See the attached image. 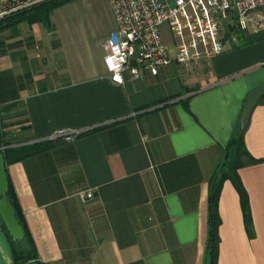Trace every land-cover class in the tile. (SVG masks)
<instances>
[{
	"label": "crops",
	"instance_id": "0c3cea01",
	"mask_svg": "<svg viewBox=\"0 0 264 264\" xmlns=\"http://www.w3.org/2000/svg\"><path fill=\"white\" fill-rule=\"evenodd\" d=\"M76 1L54 9L48 24L21 21L0 31V152L63 128H97L5 161L38 259L208 264V183L248 93L264 82V29L209 59L175 61L142 79L126 74L118 84L102 58L116 27L109 1L100 0L96 23L60 8ZM257 13L264 20V5ZM244 144L260 159L237 170L251 224L225 179L217 264H264V103L248 117ZM11 263L0 217V264Z\"/></svg>",
	"mask_w": 264,
	"mask_h": 264
},
{
	"label": "built area",
	"instance_id": "2783aa9c",
	"mask_svg": "<svg viewBox=\"0 0 264 264\" xmlns=\"http://www.w3.org/2000/svg\"><path fill=\"white\" fill-rule=\"evenodd\" d=\"M48 0H0V19L33 8ZM116 27L104 42L103 63L109 79L118 84L128 74L142 79L146 72L172 62L187 64L206 60L237 41V32L264 29L257 10L264 0H108ZM166 26L172 40L163 41L160 28ZM173 47L174 56L170 54ZM88 128L57 131L51 138L69 141ZM80 198L92 196L82 191Z\"/></svg>",
	"mask_w": 264,
	"mask_h": 264
},
{
	"label": "trees",
	"instance_id": "16d2710c",
	"mask_svg": "<svg viewBox=\"0 0 264 264\" xmlns=\"http://www.w3.org/2000/svg\"><path fill=\"white\" fill-rule=\"evenodd\" d=\"M72 2V0H48L44 3H41L33 8L25 9L19 11L17 13L11 14L0 19V31L17 24L21 21H41L48 24V20L50 14L53 12L54 9L58 8L59 6ZM237 37H241L244 32L238 31ZM264 103V96L259 99L256 104ZM248 121L246 125L241 128L240 123H238L234 129V133L230 137L227 144H225V155L223 161L214 169L212 172L209 183H208V196H207V210H208V235H207V242L206 248L208 253V264H217V253H218V227L220 225V217L218 214L217 203L218 197L220 194V189L223 181L225 179H230L232 184H234L238 194L240 195L241 200V207L244 214V221L246 223V228L249 229L250 227V217L248 214V201L247 195L245 192L244 187L241 184V181L237 175V170L240 167L249 165L250 163L259 162L260 159H255L251 157L250 153L246 149L244 144V132L247 128ZM97 128H92L85 132H82L79 135L87 133L91 130H96ZM76 136V137H77ZM63 140L62 137H55L40 140L37 142H33L31 144H23L19 146H7L2 150L4 160L6 163H10L13 161L20 160L24 157L29 155L36 154L40 151H44L46 149L52 148L53 146L61 143ZM1 145V143H0ZM7 192L6 195L12 205H14L15 216L18 219V222L22 226L24 231V237L20 241H15L12 239L10 234L8 233L6 226L7 236L10 242V249L12 255V263L11 264H24L27 261L33 260L36 261L37 264H41L40 260L38 259L35 246L33 243L32 238L29 235V232L26 228L24 219L21 215V210L19 208L17 199L13 192L12 185L7 177Z\"/></svg>",
	"mask_w": 264,
	"mask_h": 264
},
{
	"label": "water",
	"instance_id": "95a60500",
	"mask_svg": "<svg viewBox=\"0 0 264 264\" xmlns=\"http://www.w3.org/2000/svg\"><path fill=\"white\" fill-rule=\"evenodd\" d=\"M264 96V82L259 86L252 89L244 102L243 109L241 112L240 118V127L243 128L247 121L248 117L259 101L261 97ZM7 180H6V172H5V160L3 153L0 152V217L6 226V229L13 240L20 241L24 237V231L22 226L18 222V219L15 216L14 205L8 199L6 192H7ZM24 264H37L36 261L30 260Z\"/></svg>",
	"mask_w": 264,
	"mask_h": 264
},
{
	"label": "rangeland",
	"instance_id": "374dc122",
	"mask_svg": "<svg viewBox=\"0 0 264 264\" xmlns=\"http://www.w3.org/2000/svg\"><path fill=\"white\" fill-rule=\"evenodd\" d=\"M60 8H63L62 10L69 14L78 12L76 15H78L80 18L93 21L95 23L98 20H101L100 18L103 12L102 2L100 0H78L76 2H73L72 4H66ZM160 34L163 41L169 44L172 40V37L166 26H162L160 28ZM172 48L173 47L170 46V54L171 56H174Z\"/></svg>",
	"mask_w": 264,
	"mask_h": 264
}]
</instances>
